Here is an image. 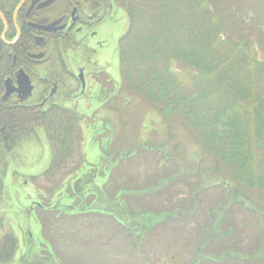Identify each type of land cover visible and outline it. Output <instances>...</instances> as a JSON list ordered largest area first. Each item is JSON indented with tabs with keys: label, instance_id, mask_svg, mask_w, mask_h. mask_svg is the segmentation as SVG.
<instances>
[{
	"label": "trees",
	"instance_id": "obj_1",
	"mask_svg": "<svg viewBox=\"0 0 264 264\" xmlns=\"http://www.w3.org/2000/svg\"><path fill=\"white\" fill-rule=\"evenodd\" d=\"M104 2L121 7L127 17L126 30L118 38L113 51L119 60L121 86L116 90L107 76L106 82L112 86L110 92H123L128 95L126 99L129 101L130 97H135L147 102L165 127L164 133L168 140L173 141L180 132L187 135L190 142L209 158L211 165L206 170L215 183L222 184L224 189H231L230 195L222 194L224 197L212 204L214 209L207 208L205 215L210 217V223L204 231L201 228L199 235L196 234L193 246L196 260L192 264L216 262L213 258L219 252H207L206 248L218 238L222 239L221 235L225 232H230V225L226 221L230 217L228 208L231 203L241 207L246 199L250 206L255 200L264 203V60L257 55V36L250 35L245 29L246 23H249L245 17L230 14L227 9H232V2L228 0ZM226 17L232 21L227 22ZM227 27L232 32L227 31ZM235 27H238L237 30ZM257 29L259 31L260 27ZM113 111L117 110L114 108ZM81 120L75 111L59 103L45 110L39 106L0 110V199L9 154L23 139L34 136L36 128L42 126L52 149L49 169L44 172L45 178L64 171L76 154L80 159L78 163L81 162L79 168L76 167L77 163L74 168L69 167V170L64 171L74 170V173H69L63 179L71 180V183L68 193L64 191V194H59L61 200L67 199L68 202L59 214L72 217L92 214L106 218L108 222L114 223V230L110 234L116 238L124 235L125 240L129 241V249H123L126 263L136 259L135 264H152L148 262L151 260L145 248L146 243L153 240L150 237H155V231L158 232L156 237L163 236L166 220L193 214L198 205L202 207L203 200L199 199L198 192L191 191L188 194L189 206L177 205L168 210L167 205L172 204V196H163V191L168 187L150 179L153 176L150 170L145 168V172H138L136 176L144 177L141 181L134 180L132 162L137 163V159L133 158L137 146L145 142L142 146L145 150L151 151L157 147L155 142L149 143L145 138L134 144V150L121 151L119 154L115 151L114 157L112 153L106 157L105 153L109 149L103 147L99 161L90 164L83 172L78 127ZM175 144L171 147L175 148ZM126 159H132L128 166L122 164L118 168ZM166 180L170 183L171 177ZM172 185V191L176 192V185ZM188 187L192 189L191 185ZM239 189L246 192L245 197ZM168 192L171 193L170 189ZM61 202L56 205L53 203V207ZM248 209L257 210L252 207ZM59 214H56V218ZM243 219L250 223L248 217ZM2 224L0 218V229L3 228ZM224 224L228 225L227 229L223 227ZM54 225L57 229L53 240L65 244L68 241L63 236L75 234L73 231L81 226L73 225L70 228L62 224ZM41 227L44 228L43 223L40 233ZM44 242L51 255L57 256L52 244L46 240ZM17 247L16 237L11 232L1 231L0 264H13ZM165 247L154 250L156 253L163 252ZM74 249L85 255L91 253L93 259L96 257L92 247L75 246ZM232 251H226L228 254H223V257L231 256ZM256 253L263 255L264 250L259 249L253 254ZM98 259L99 256L96 257ZM168 259L172 262L176 257L170 258L168 255ZM62 261H56L55 264H68V261Z\"/></svg>",
	"mask_w": 264,
	"mask_h": 264
},
{
	"label": "rangeland",
	"instance_id": "obj_2",
	"mask_svg": "<svg viewBox=\"0 0 264 264\" xmlns=\"http://www.w3.org/2000/svg\"><path fill=\"white\" fill-rule=\"evenodd\" d=\"M228 1L232 2V9H227L230 14H237L249 21L246 23L245 29L250 32V35L257 36V55L264 60V0ZM108 17L115 21L118 19L114 15ZM122 18L124 22H118L116 33L112 36L111 42L109 41L108 49L105 50L106 62L110 65L109 70L105 73L109 76L108 80L111 81L110 83L116 90L121 86V78L118 72L119 60L118 57L116 59V53L113 52L116 43L114 44L113 41L115 42L116 39L120 38L126 30L127 21L125 18L127 17L123 15ZM226 18L227 22L232 21L231 18ZM122 24H124L123 27H121ZM229 27H227V31L232 32ZM257 27H260V32L256 31L258 30ZM237 28L234 29L237 30ZM94 60L97 61V58ZM57 64L53 65L55 69H51L49 66H43L42 69L47 72L60 71L61 68ZM95 65L93 63L88 69V71L91 70L93 79L88 76L89 74H86L84 93H77L79 96L74 100L58 101L62 107L75 111L82 118L78 127L79 137H81L79 148L84 161L83 172L87 170L90 164L99 161L103 147L109 149L105 153L106 157L110 156V153L114 157L115 151L119 154L121 151L134 150V144L136 145V142L142 141L144 138L149 143L155 142L157 147L153 148V151L145 150L142 147L145 142L138 143L140 146L137 148L135 146L137 154L134 152L133 158L137 159V163L132 162L134 180L141 181L143 179L144 176L142 178L136 176L138 172H145V168L150 170V173H153L150 179L159 185H163V187H168L163 191L164 198L165 196L167 198V195L172 196V204L167 205L168 210L177 205L189 206L188 194L191 191L192 193L193 191L198 192L199 199L203 201L202 207L198 205L193 214L187 217H179V219L166 220L163 236L156 237L158 232L155 231V237L152 235L150 239L153 237V240L147 242L145 246L151 260L148 262L152 264H192L196 260L193 247L196 234L199 235L201 228L204 231V228L206 229L210 223V217L205 215L207 208L212 207L214 209L212 204L217 199L224 197L222 194L228 193L230 195L231 189L229 187L224 189L222 184L215 183L206 170L211 165L209 158L202 153L199 147L190 142L187 135L180 132L174 136L173 141L168 140L164 133L165 127L161 125L160 119L149 104L135 97H130L129 101L126 99L128 95L123 92L111 93L112 86L106 82L107 75L103 73L104 70L100 69L103 64L99 63L97 67ZM78 84L74 80L68 83L67 87L71 86V90L66 88L64 97L69 98L72 93L78 91ZM113 95L115 96L113 97ZM114 108L117 110L116 112L113 111ZM131 108L132 110L129 111ZM88 121L90 122L88 123ZM173 143H176L175 148L171 147ZM149 146L151 145L149 144ZM159 146H161L160 149H158ZM50 148L46 131L40 126L36 128L34 136L23 139L12 150L13 153L9 154V163L4 173L3 192L0 199V218L3 222L0 234L1 231L11 232L18 241L13 264H55L56 261L63 262L62 260L68 261V264H127L124 250L129 249V241L125 240L126 236L124 235L121 238L118 236L116 238L110 234L114 230L113 222H108L106 218L103 219L99 215L85 214L72 217L59 214L61 210H64V205L65 207L68 205L67 199L61 200L59 194H64V191L68 193L71 183V180L65 181L63 179H66L64 177L69 173H74V170L72 172L64 171L74 168L80 159L76 154L72 165L69 164L64 171L48 175L49 177L45 178L44 172L49 169L50 159H52V149ZM132 159L124 160L117 167H121L122 164L128 166ZM80 164L81 162L76 167L79 168ZM77 168L76 171H78ZM91 171L93 172V170ZM35 176L37 178H33ZM169 177H171L170 183L166 180ZM172 184L176 185V192L180 191L181 194L177 195L174 190V192L172 191ZM190 185L192 189L189 190L188 186ZM169 189L171 193L168 192ZM239 192L245 197L246 192L241 191V189ZM63 197L65 198V196ZM59 201H62L61 204L53 207V203L56 205ZM248 202L249 200L246 199L244 208L236 203V205H232L230 202L231 206L228 208L230 217L226 221L230 225V232H225L221 235L222 239L218 238L213 242L214 244L206 248L207 252H219V254L214 255L216 258L213 256L216 262L211 264H264V253L263 255L253 254L259 249L264 250V203L255 200L254 203L251 202L250 206ZM248 207L257 210H249ZM161 208H166V206ZM56 214L60 216L56 218ZM172 215L174 217V214ZM245 217H248L250 223L244 221L243 218ZM41 223H43L44 228L41 227L40 233ZM200 223H204L205 226ZM54 224H62L70 226V228H73V225L81 226H77L79 229L76 228L77 231H73L75 234L63 236V238L67 237L68 242L65 244L62 241L56 240L55 242L53 240L55 238L54 232L57 229ZM228 225L224 224L223 227L227 229ZM49 237L51 241L48 239ZM44 240L52 244L53 252L57 256L51 255V251ZM165 245L163 252L156 253ZM75 246L92 247L93 252H95L94 255L99 256V259L96 260V257L93 259L89 252L88 255L75 252ZM120 249H124V253ZM230 249L234 250L230 252L231 256L223 257V254ZM222 250L225 251L221 253ZM165 253L166 256H164ZM168 255L170 258L176 257V260L171 262ZM261 255L262 257L257 259ZM135 261L136 259H132L130 261L132 263L128 264H135ZM200 264H210V262Z\"/></svg>",
	"mask_w": 264,
	"mask_h": 264
},
{
	"label": "flooded vegetation",
	"instance_id": "obj_3",
	"mask_svg": "<svg viewBox=\"0 0 264 264\" xmlns=\"http://www.w3.org/2000/svg\"><path fill=\"white\" fill-rule=\"evenodd\" d=\"M124 14L121 7L104 0H0V110L18 106L45 110L84 93L86 74L93 79L88 71L93 63L103 64L104 74L109 70L105 50ZM112 15L117 21L108 17ZM54 64L61 70L42 69H53ZM24 79L29 93L21 88ZM73 80L79 89L65 98Z\"/></svg>",
	"mask_w": 264,
	"mask_h": 264
},
{
	"label": "water",
	"instance_id": "obj_4",
	"mask_svg": "<svg viewBox=\"0 0 264 264\" xmlns=\"http://www.w3.org/2000/svg\"><path fill=\"white\" fill-rule=\"evenodd\" d=\"M27 82H25V79H24V81H21V83H20V85H21V88L22 89H24V90H26L27 89V93H29L30 91H31V87L29 86V87H27V84H26ZM82 84H83V82H82ZM81 84V85H82Z\"/></svg>",
	"mask_w": 264,
	"mask_h": 264
}]
</instances>
